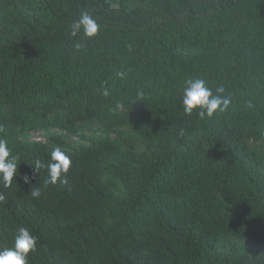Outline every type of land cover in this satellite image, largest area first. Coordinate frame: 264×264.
Returning <instances> with one entry per match:
<instances>
[{
    "label": "trees",
    "instance_id": "obj_1",
    "mask_svg": "<svg viewBox=\"0 0 264 264\" xmlns=\"http://www.w3.org/2000/svg\"><path fill=\"white\" fill-rule=\"evenodd\" d=\"M82 11L99 24L92 39L71 35ZM193 77L214 94L223 88L227 110L210 119L185 115L183 89ZM51 127L79 140L24 142L30 130ZM0 129L23 159L46 165L54 148L72 153L71 189L58 182V194L50 188L40 197L62 233L48 241L34 229L43 250L34 264H56L77 233L89 258L103 260L94 249L130 224L155 235L158 251L149 258L158 253L156 264H264V198L256 206L232 201L235 190L253 197L264 179V0H0ZM121 179L126 192L111 211L96 189ZM36 202L22 214L6 203L0 247H13L20 227L32 230L18 215L29 216ZM153 206V219L162 207L171 214L166 240L149 221ZM232 207L236 222L218 239L197 217L216 220ZM186 212L185 228L174 232Z\"/></svg>",
    "mask_w": 264,
    "mask_h": 264
},
{
    "label": "clouds",
    "instance_id": "obj_2",
    "mask_svg": "<svg viewBox=\"0 0 264 264\" xmlns=\"http://www.w3.org/2000/svg\"><path fill=\"white\" fill-rule=\"evenodd\" d=\"M81 31L83 35L89 39L94 38L99 32V24L88 11L80 12L78 18L73 21L71 25V35L73 37L78 35ZM223 91V88H218L216 94H214L207 82L198 77L186 80L182 95V105L185 115L191 116L195 112L201 119H210L218 111H226L230 104V98L220 95ZM103 94L107 96V90H105ZM1 131L2 129H0V211L3 212L4 217H6L7 214L10 213L6 206V203H8L12 206L10 208L17 209L19 213L22 214L20 211H24L26 207L30 206L32 200L37 202L34 206H31L32 212L29 216H22L23 218L27 217L25 218L27 220H24L18 215V220L28 221L32 225V230L27 227H20L17 230L14 246L0 247V264H34L33 260L39 256H43V250L38 244L37 234L34 229H37L40 234L46 236L45 238H48V241L58 237L63 230V227L57 229V223L60 218L56 214L54 207L48 206L51 208L47 209V205L43 204L40 197L42 195V190L45 191L50 188H58V186H54L58 182L61 186L60 188L71 189L72 184L66 185L68 182L66 177L72 164L71 158L67 154L71 152L68 151V153H65L58 147L54 148L50 153V161L46 165H43L39 159L33 157L23 159L19 155L11 154L8 141L3 137ZM55 137L64 140H69V138L75 141L79 140L77 135L71 133L67 129L51 127L50 129L30 130L27 139L24 140L21 138V141L24 140L26 143L34 142L47 145L50 139ZM12 151L14 150L12 149ZM262 154L264 155V152H262ZM218 171L214 182L220 181L219 178L221 179L222 174L219 176ZM96 190L97 200L100 204H103L102 206L110 208L111 211L115 210L113 202H118L115 201L116 197L118 198L123 192H126L123 179L120 181L100 182ZM56 191L58 194L59 190L56 189ZM11 193H13L14 199L9 198V194ZM238 193V190H235L236 198L232 200L235 204L237 201L239 202L244 199L253 206H256V203L262 201L264 198V179L256 183V190L253 197L248 195L242 198V195L237 196ZM93 195L84 196L82 200L89 199ZM126 195L125 193L124 197H126ZM154 210L155 206L150 209L149 221L151 224L163 228L162 236L166 240L171 232L168 226L171 214L166 207H162L158 217L153 219ZM258 212L262 215L264 207L260 206ZM96 213L101 215L100 210H96ZM235 213L236 207H232V210L216 214V220H214L212 216L204 220L201 213L198 214L197 217L204 221V226L209 228L216 236V239H218V232L222 233V229L230 227L236 222L237 216H235ZM74 216L91 230L85 221L83 222L78 216ZM98 221L101 222V217H98ZM187 221L188 213L186 212V222L182 221L178 223L173 221V231L183 230ZM9 224L13 226L8 220V225ZM101 225L102 224L96 225L98 232H100ZM70 228H74L73 224H71ZM123 230L125 234L121 237H117V239L112 241L108 240L98 249H94L97 252L106 254V258L103 260L89 258L91 254L87 250L88 247H86L83 241L81 242L80 235L77 233L71 244H65L64 252H62L56 264H134L135 262L137 264H156L158 253L151 259L149 258V254L158 251L157 246L159 243L155 235L147 227H136L132 224H130L127 233L126 226H123ZM10 231H13V227ZM55 247H60V245H55ZM195 248L199 250L203 247ZM140 253H142V255ZM70 254L72 255L68 256ZM73 254H76L77 257L71 258ZM135 255L141 258L135 259ZM174 259L175 257L170 258L166 260V262L170 263ZM36 263L51 264L47 261Z\"/></svg>",
    "mask_w": 264,
    "mask_h": 264
}]
</instances>
